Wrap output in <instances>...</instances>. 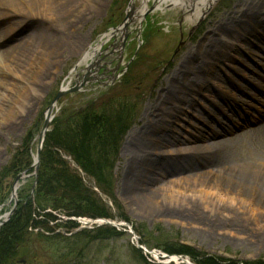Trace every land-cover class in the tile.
<instances>
[{
  "label": "rangeland",
  "instance_id": "374dc122",
  "mask_svg": "<svg viewBox=\"0 0 264 264\" xmlns=\"http://www.w3.org/2000/svg\"><path fill=\"white\" fill-rule=\"evenodd\" d=\"M246 1L250 0H215L196 20H192L179 5H172L168 1L155 6V0H147V8L142 13H138L136 19L130 21L126 19L127 27L125 33L122 34L120 31H116L114 35L106 37V41L100 47L102 55L112 53L118 61L119 56H121L117 77L110 85H105L103 83L104 79L92 81L94 74L96 76V74L99 75L100 73L101 65L99 64L103 63L101 54L96 55L97 66L91 68L89 74L84 69V64L76 67L74 71L72 69L79 61L82 49L84 50L90 45L94 46L99 42L101 34H108L111 27L114 26L113 24L119 25L121 21L125 20L130 0H102L100 6L94 5V7L91 3L88 4L90 11L86 13L85 18L78 23L73 31L76 37L79 36L80 42L75 43L71 48L57 44L51 45L52 52L50 57L52 58L47 63H42V68L37 75L32 76L33 73H29V76L22 72L24 77L31 80V83L36 84V87L39 88L36 93L30 92L27 94L28 97H25L28 102L24 111L26 115L18 116L16 108L13 107L16 104L14 100L17 96V91L12 93L4 106L3 112L6 119L0 122V169L9 162L12 153L18 146L20 147V142L28 137L31 138L29 144L31 159L30 165L21 171L17 170L14 176L3 173V177H1V179L5 176L9 177L10 189L3 203L0 204V222L3 219V215L11 210L12 215L19 204L18 194L20 188L28 185L32 180L33 168L31 164L37 146L36 137L41 128L47 107L53 101L61 86L66 85V83H69L68 86H72L76 81V75L81 78L82 74L90 76L92 72L93 77L84 79L88 83L82 91L72 93L66 91L64 92L65 94L61 95L54 108V114H57L63 107H68V105L72 107L79 106L107 88L112 90V87H114L112 91L115 95L113 97L114 101L118 99L131 102L134 118L122 138L119 159L114 167L116 198L121 203V208H116L111 201L112 199L93 185L91 178L84 176L83 180L94 188L102 200L111 207L116 223L125 222L129 224L140 238H144L145 235L137 229L146 230L151 240L144 238L146 240L144 242L146 250L145 252L142 251V256L149 260L150 264H168L166 261L157 259L151 252L164 255L178 254L186 258L190 264H200L189 254L170 253L162 248V246L173 243L176 246L183 245L187 249H193L200 258L210 256L221 258L224 261L240 262L264 257V231H262L264 230V218L248 216L247 219L240 220L239 225H236L235 222L230 220L215 221L212 218H170L152 215L144 208L143 211L134 208V205L130 204L129 197L131 198L138 192L139 187L145 180L146 182H152L153 187H159L158 181L161 178L162 165L156 163L152 169L142 176V179L140 178L134 184L127 179L126 175L128 168V155L126 153L128 141L132 135L139 132L142 128L141 123L147 106L157 98L160 86L164 84L165 77L173 69L170 64L172 57L185 42L193 45L198 42L202 44L205 36L209 37L212 35L210 27H213V23L215 24L223 18H226V21L221 26L225 27L228 25V28L223 33L215 34L214 37L218 41H226L225 37L233 31L232 18L239 17L249 6L245 4ZM133 3L134 6H140L142 0H133ZM6 4L7 9L10 8L11 4L13 5V3L8 1H6ZM252 4H257L261 11L260 16L264 20V0H253ZM23 10L29 12L28 9ZM2 21L0 19V28L3 25ZM35 24L36 21L34 20H28L27 23L20 24V27L14 31L19 32V34L12 39L9 38L11 33L7 35L5 33L3 34L5 36H0V59L2 61L10 54L16 42L24 37ZM252 24L253 21H249V24L244 25L238 32V36L233 40L234 47L225 46L223 48L222 59L226 60V63L222 65V68L228 76H232L230 72L234 68H238L240 73L252 75L254 78H257V75H264V68L261 66V63H264V38L261 35V30L258 28L256 31L252 29ZM33 48L39 50V48ZM250 52H252V56ZM225 54L228 57H225ZM229 55L234 57V59L229 58ZM134 57L137 58L135 59ZM29 58L27 57L25 60H29ZM214 70L220 72L218 66ZM187 77L191 78V74H188ZM257 80L258 78L256 83ZM218 82L226 86L225 89L229 91L230 95L225 94L222 99H219L216 94L204 88V95H196L194 107L185 113L186 119L194 121L196 114L206 119L210 113L220 121L223 120L224 108V114L226 113L228 116L234 114L233 111L225 106V99L231 100L233 96H237L250 102V97L240 93L236 86L228 87L223 79ZM236 82V85L241 84L245 89L254 93L255 88L253 89L243 77H237ZM262 82L264 84V80ZM184 96L190 97L189 94ZM261 98L264 99V94ZM215 103L218 104V109L217 106L215 107ZM10 109H12L15 117L7 115ZM179 124L188 128L191 127L187 122L181 121L176 125L181 132H185V129ZM1 171L0 174L2 175ZM19 173H23L25 176L19 178L16 185L14 180ZM2 183L4 182L2 181ZM13 186H16L14 198L11 196ZM56 213L65 216L62 213ZM119 213L125 214L128 220L122 219L121 215H118ZM52 221L60 222L57 219ZM57 228L66 229V227L62 226ZM119 228L122 230L119 236L109 239H95L88 244L82 241L80 248L75 250H69L67 247V243L73 240V235L60 233L52 240L56 241L57 244H52L49 251L45 252L44 247L37 249L36 264H139L130 252V233L124 230V226H119ZM251 229L254 233L258 231L259 234H249Z\"/></svg>",
  "mask_w": 264,
  "mask_h": 264
},
{
  "label": "bare ground",
  "instance_id": "6f19581e",
  "mask_svg": "<svg viewBox=\"0 0 264 264\" xmlns=\"http://www.w3.org/2000/svg\"><path fill=\"white\" fill-rule=\"evenodd\" d=\"M6 1L13 3L9 9ZM168 1L179 5L189 18L196 20L215 0H155V6ZM90 3L93 7L100 6L102 0H0V19L3 20L0 36L11 33L9 38L12 39L19 34L14 31L20 24L36 21L34 27L16 42L5 61L0 59V122L6 119L4 106L14 91H17V96L13 107L18 116L26 115L24 111L28 102L25 97L30 92L36 93L39 88L22 72L29 76L32 73V76L37 75L42 63L52 58L51 45L71 48L80 42L73 31L90 11ZM252 3L253 0L246 1L245 4L249 5L247 10L232 18L233 31L225 37L226 41L221 42L214 37L228 28V25L221 26L226 21L223 18L213 23L210 27L212 35L205 36L202 44L185 42L172 57L170 64L173 69L160 86L157 98L147 106L142 128L128 141L126 175L133 184L156 163L162 165L159 187L155 188L152 182L145 180L138 192L129 197L134 208L145 209L149 214L160 217L212 218L215 221L230 220L236 225L248 216L264 218V99L261 98L264 75H257L256 83L257 78L240 73L238 68L231 70L232 76L222 68L226 63L222 59L223 48L235 46L233 40L249 21H253L252 29L261 30L264 38L261 11L257 4ZM147 6V0H142L140 6H134L130 0L123 28L127 27L126 19H136ZM104 38L101 36L100 40ZM98 44L82 49L74 70L81 64L87 71L91 70V66L96 64V55L102 53ZM250 54L253 55L252 52ZM27 57L29 60H25ZM229 58L234 59L231 55ZM216 66L220 72L214 70ZM261 66L264 68V63ZM188 74L191 78L187 77ZM240 76L255 88V94L241 84L236 85ZM222 79L228 87L236 86L240 93L249 96L250 102L237 96L225 99V106L234 114H224V108L223 120L220 121L210 113L206 119L199 114L195 115L194 121L186 119L185 113L194 107L196 95H204V88L219 99L225 94L230 95L226 86L218 82ZM79 83L77 81L75 86ZM68 84L61 87L67 89L70 87ZM186 94L190 97L184 96ZM216 106L218 109L215 103ZM7 115L15 117L12 109ZM181 121L191 126L179 124L185 132L176 127ZM256 232L251 229L249 234H259ZM152 255L162 261L170 258L157 252Z\"/></svg>",
  "mask_w": 264,
  "mask_h": 264
},
{
  "label": "trees",
  "instance_id": "16d2710c",
  "mask_svg": "<svg viewBox=\"0 0 264 264\" xmlns=\"http://www.w3.org/2000/svg\"><path fill=\"white\" fill-rule=\"evenodd\" d=\"M113 88L78 107H63L53 118L40 152L33 199L31 186L34 175L28 185L20 188L19 204L12 215L0 225V264H36L38 248L44 247L47 252L52 244H57L52 240L60 233L46 235L28 229L30 225L51 229L48 219H57L52 211L68 217H115L111 207L83 180L84 176L91 178L93 185L110 197L116 208H121L116 198L114 167L119 159L122 138L132 124L134 112L130 101L113 100ZM30 141V137L22 140L9 162L0 169V204L10 189L9 177H1L3 173L14 176L17 170L30 165ZM118 215L128 220L125 214ZM56 225L72 229L76 223L68 219ZM137 230L143 232L145 239L151 240L145 229ZM120 234L121 231L110 225L82 229L72 234L73 240L67 243V247L75 250L80 248L82 241L88 244L95 239H109ZM144 238L142 240L145 242ZM162 248L170 253L189 254L200 264H264V257L230 262L218 257L200 258L193 249L183 245L170 243ZM130 252L139 264H150L137 248L130 246ZM22 259L25 263L21 262Z\"/></svg>",
  "mask_w": 264,
  "mask_h": 264
},
{
  "label": "water",
  "instance_id": "95a60500",
  "mask_svg": "<svg viewBox=\"0 0 264 264\" xmlns=\"http://www.w3.org/2000/svg\"><path fill=\"white\" fill-rule=\"evenodd\" d=\"M84 82H85V80L82 81V83H79V84H83ZM78 86H79V85H77L76 87H71V88H67V89H63V88H61V89L58 91V93L56 94V96L54 97L52 103H51V104L48 106V108H47V111H46V114H45V118H44V122H43L42 127H41V129H40V131H39V133H38V135H37V137H36V140H37V144H36V145H37V146H36L35 155H34V157H33V162H32V164H31V167L33 168V174H35V175H36V173H37L38 166H39L40 150H41V147H42V142H43V140H44L45 133H46V131L48 130V126H49V124H50V120H51V118H52V116H51L50 114H51V112H52L53 105H54V103L58 100V98H59L62 94H64V92L75 90V89L78 88ZM24 176H25V175H24L23 173H19V174L15 177L14 184L17 185V181L19 180V178H23ZM34 186H35V182H34V184L32 185V194H31L32 198H33V189H34ZM15 189H16V186H15V187L13 186V188H12V193H11V194H12L11 196H12L13 198L15 197ZM11 212H12V210L4 215V219L1 221L2 223H3L5 220H7V219L9 218Z\"/></svg>",
  "mask_w": 264,
  "mask_h": 264
},
{
  "label": "flooded vegetation",
  "instance_id": "af4514ba",
  "mask_svg": "<svg viewBox=\"0 0 264 264\" xmlns=\"http://www.w3.org/2000/svg\"><path fill=\"white\" fill-rule=\"evenodd\" d=\"M114 51H116V50H114ZM110 52H112V51H110ZM103 56H104L103 57V63L99 64V65H101V67H100L101 71H100L99 76H104V75L109 74L108 69L110 68V66L106 65V64H108L110 62H111V66H114L116 64L115 62L113 63V61H115V59H116L114 54H112V53L103 54Z\"/></svg>",
  "mask_w": 264,
  "mask_h": 264
}]
</instances>
